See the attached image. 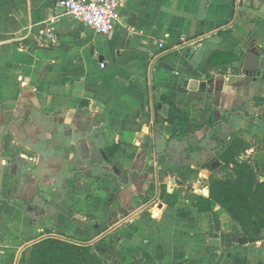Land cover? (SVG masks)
I'll return each mask as SVG.
<instances>
[{
	"label": "crops",
	"instance_id": "1",
	"mask_svg": "<svg viewBox=\"0 0 264 264\" xmlns=\"http://www.w3.org/2000/svg\"><path fill=\"white\" fill-rule=\"evenodd\" d=\"M54 2L0 0V264L46 237L107 264H264L198 209L234 137L264 133V0H126L108 35L61 15L39 42Z\"/></svg>",
	"mask_w": 264,
	"mask_h": 264
},
{
	"label": "trees",
	"instance_id": "2",
	"mask_svg": "<svg viewBox=\"0 0 264 264\" xmlns=\"http://www.w3.org/2000/svg\"><path fill=\"white\" fill-rule=\"evenodd\" d=\"M233 145L221 154L229 163ZM233 181H213L209 196L198 198V209L209 211L216 204L238 222L249 242L264 240V180H258L246 163H237ZM29 264H107L92 245L58 237H46L29 250Z\"/></svg>",
	"mask_w": 264,
	"mask_h": 264
},
{
	"label": "built area",
	"instance_id": "3",
	"mask_svg": "<svg viewBox=\"0 0 264 264\" xmlns=\"http://www.w3.org/2000/svg\"><path fill=\"white\" fill-rule=\"evenodd\" d=\"M126 0H55L54 15L39 28V42L56 36L54 28L61 15L81 21L98 34L112 33L120 20V8ZM104 63L101 64L104 67Z\"/></svg>",
	"mask_w": 264,
	"mask_h": 264
},
{
	"label": "rangeland",
	"instance_id": "4",
	"mask_svg": "<svg viewBox=\"0 0 264 264\" xmlns=\"http://www.w3.org/2000/svg\"><path fill=\"white\" fill-rule=\"evenodd\" d=\"M255 130H242L234 137V157L229 163L220 161L210 179L213 181H233L236 179L234 168L237 163H246L253 170L258 180H264V133Z\"/></svg>",
	"mask_w": 264,
	"mask_h": 264
},
{
	"label": "water",
	"instance_id": "5",
	"mask_svg": "<svg viewBox=\"0 0 264 264\" xmlns=\"http://www.w3.org/2000/svg\"><path fill=\"white\" fill-rule=\"evenodd\" d=\"M250 63L249 64V70L247 73L253 74L257 68H258V58H257V53L256 52H252V54L250 55ZM0 160H4V157L2 156V142L0 140ZM2 186V183H0V188Z\"/></svg>",
	"mask_w": 264,
	"mask_h": 264
}]
</instances>
